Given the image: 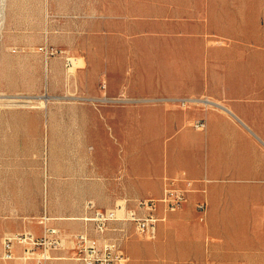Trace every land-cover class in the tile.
Wrapping results in <instances>:
<instances>
[{"label": "rangeland", "instance_id": "rangeland-1", "mask_svg": "<svg viewBox=\"0 0 264 264\" xmlns=\"http://www.w3.org/2000/svg\"><path fill=\"white\" fill-rule=\"evenodd\" d=\"M260 78L264 0H0V228L114 208L130 194L102 176L153 155L175 110L157 99ZM250 211L264 264V202Z\"/></svg>", "mask_w": 264, "mask_h": 264}, {"label": "crops", "instance_id": "crops-1", "mask_svg": "<svg viewBox=\"0 0 264 264\" xmlns=\"http://www.w3.org/2000/svg\"><path fill=\"white\" fill-rule=\"evenodd\" d=\"M169 96L208 98L215 106L184 108L165 102L175 110H169L162 138L150 147L153 155L132 161L123 174L102 176L100 191L115 193L113 201L124 192L130 194L129 200L160 198L165 179L183 174L194 180L195 191L182 209L167 214L146 250L136 243L127 245L128 239L123 243L132 256L129 264H251L252 239L244 233L250 210L264 202V84ZM200 120L205 121V129L195 128ZM202 200L208 204L205 213L197 209ZM157 213L164 214L162 207ZM53 218L51 224L64 232L66 242L48 264H80L70 259L68 238L85 230V224L79 218ZM125 226L132 233V225ZM28 230L43 234L42 225L25 221H6L1 226L0 264H31L21 259V246H16L14 259L3 258L4 239Z\"/></svg>", "mask_w": 264, "mask_h": 264}, {"label": "built area", "instance_id": "built-area-1", "mask_svg": "<svg viewBox=\"0 0 264 264\" xmlns=\"http://www.w3.org/2000/svg\"><path fill=\"white\" fill-rule=\"evenodd\" d=\"M41 51L49 55L47 48H41ZM157 101L177 104L184 108L196 104L215 106L208 98L167 97ZM194 126L197 129H205L206 123L200 120ZM194 191V180L183 174L165 179L160 198L125 199L112 209H100L93 202H89L85 216L80 218L86 229L71 234L68 238L71 243L69 250L72 252L70 259L80 264H129L130 256L123 246L130 237L125 224L132 225L133 236L154 240L158 236L160 223L167 220V214L182 209ZM159 207H162L164 214L157 213ZM207 207L205 200L197 204L201 213H205ZM53 220L47 212L40 218L42 236L21 232L6 237L3 242V258L14 259L16 246H21V259L31 264H48L56 259L54 253L65 248L66 237L58 226L51 224Z\"/></svg>", "mask_w": 264, "mask_h": 264}, {"label": "bare ground", "instance_id": "bare-ground-1", "mask_svg": "<svg viewBox=\"0 0 264 264\" xmlns=\"http://www.w3.org/2000/svg\"><path fill=\"white\" fill-rule=\"evenodd\" d=\"M30 99H31V97L30 98H28V99H26V100H24V102H30ZM31 101H32V99H31Z\"/></svg>", "mask_w": 264, "mask_h": 264}]
</instances>
